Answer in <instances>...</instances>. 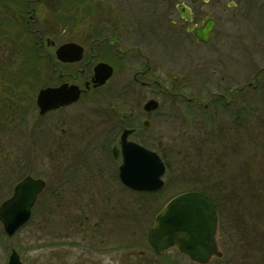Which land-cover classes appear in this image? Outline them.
Masks as SVG:
<instances>
[{"label": "rangeland", "instance_id": "obj_1", "mask_svg": "<svg viewBox=\"0 0 264 264\" xmlns=\"http://www.w3.org/2000/svg\"><path fill=\"white\" fill-rule=\"evenodd\" d=\"M224 1H237L238 7L228 8L212 39L211 50L201 54L199 69L204 73L196 75V86H192V90L200 94L194 88L201 85L208 89L204 97L207 102L210 93H222L225 87L228 88L226 94L229 98L230 90L234 89L231 77L235 78L236 83L241 82L240 87H245L247 97L242 119L239 120L241 129L236 128L237 131L233 128L238 124L237 105L227 111L219 110V113L215 109L204 113L203 109L181 103L167 93L161 95L157 99L160 103L156 113L157 122L148 129V140L141 138L154 151H157L158 141L163 143L159 153L167 166L163 179L165 187L156 194H146L131 191L120 180L110 177L108 174L113 175L120 162L113 161L106 151L97 146L91 149L90 143L96 140L86 139L81 131L82 122L76 121L74 116L68 117V123L61 124L57 129L66 130L68 124L73 126V129L69 127L66 130L67 140L69 144L78 142L76 144L80 148L70 149L68 154L54 151L53 156L61 158L60 162L67 156L70 162L83 161L90 164L93 171L96 169L94 176L84 168L75 177L78 184L86 186L95 197L88 201L86 198L76 199L74 207L64 208L63 211L61 206L59 210L56 209L60 197H45L46 201L42 199V204L40 202L35 209L30 220L32 225L29 226L30 229L42 226L39 236L45 239L61 237L62 228L66 227L69 238L65 241L69 243L66 244L68 264L80 261L81 255L91 248L98 249L100 264H131L134 261L144 264H190L175 251L155 255L147 238L161 207L173 196L188 191L215 194L214 198L221 206L222 229L227 240L223 241L225 253L233 256V259L264 254V72L259 74L261 84L256 91L253 93L248 88L249 81L252 85L256 84L254 76L264 67V0ZM92 4L94 0H14V3L0 0V31H17L19 22L26 24L25 28L28 29L27 21L34 9L32 15L37 21L29 26L30 29H40L60 42L78 40L79 36L96 28L97 7ZM83 5L86 7L84 10ZM28 10L30 14H27ZM5 17L12 20L7 21ZM63 30L67 36L62 33ZM26 60L33 61L31 58ZM208 71L217 72L213 74V84L223 81V85L217 88L206 83ZM224 76H228L225 81L222 80ZM171 87L180 90L178 86ZM115 90L117 87L111 84L106 89L105 97L101 93L99 99L86 97L69 111V115L82 113V116H89L95 110L105 111L99 113L96 122L100 124L98 135L104 137L103 123L111 116L108 111L143 112V106L150 96L148 91L142 90L137 96L130 94L132 99L124 98L119 97ZM185 92L187 96L192 93L190 86L185 87ZM209 118L212 123L208 121ZM113 120V124L119 121L115 117ZM84 122L85 127L90 125L88 118ZM33 124V117L24 115L22 111L20 117L14 120L6 118L8 131L0 137V188L7 190L0 192V204L11 196L20 176L31 174L44 179L48 177L50 153L43 150L38 152L37 147H33L30 141ZM113 130L110 128V132ZM56 134L59 137L55 131ZM93 138H97V134ZM33 158L37 159L33 162ZM93 160L100 166H94ZM230 196L233 198L230 199ZM53 200V207L49 208ZM81 205L85 209L83 212L78 211ZM46 208L52 213L46 212ZM87 239H94L93 243Z\"/></svg>", "mask_w": 264, "mask_h": 264}, {"label": "flooded vegetation", "instance_id": "obj_2", "mask_svg": "<svg viewBox=\"0 0 264 264\" xmlns=\"http://www.w3.org/2000/svg\"><path fill=\"white\" fill-rule=\"evenodd\" d=\"M92 5L97 7L94 21L96 28L86 35L79 36L78 40L67 39L60 42L40 29H28L19 33L0 31V43H3L0 45V56L4 53L0 57V137L8 131L5 125L6 118L14 120L20 117L22 111L24 115H31L34 120L32 125L34 130L30 131V141L33 147H37L38 152L43 150L50 153L49 165L51 168L47 178L26 174L20 176L13 186L11 196L14 194L15 187L28 176L45 182L46 187L38 195L32 208V214L40 202L42 204V199L46 201L45 197L51 199L60 197L61 201L59 205H56V209L59 210L61 206L62 211L64 208L74 207L76 199L86 198L85 200L88 201L95 197L91 195L90 190L86 189V186H80L75 177L84 168L94 176L96 169L93 171L90 164L83 161L70 162L67 156L61 162V158L53 156L54 151L68 154V150L80 148L76 144L78 142L69 144L67 140L66 130L69 127L73 129V126L68 124L66 130L57 129L61 124L68 123V117L74 116L76 121L82 122L81 131L86 139L96 140L95 143H90L91 149H95L97 146L100 150L106 151L110 157L114 148L121 150L120 140L125 130L132 131L129 134V141L150 149L143 141L147 139L148 129L154 122H157L158 109L149 112L143 106V112L108 111L111 116H108V121L103 123L105 126L103 133L106 132V134L102 138H100V134L98 135L100 124L96 122L99 120V113L105 111L95 110L89 116H82V113L69 115V111L80 105L86 97L99 99L101 97H99V93L105 97L106 89L111 84L117 87L115 91L119 97L132 99L130 94L137 96L140 91L146 90L150 93L147 101H150L157 100L161 95L167 93L166 95L169 94L181 103L195 106L198 110L203 109L204 113H207L209 109H215L219 113V110L227 111L237 105L239 107L235 108L237 110L236 121L242 119L244 101L247 97L244 93L245 87H240L241 82L236 83L235 78L231 77L234 89L230 90L229 98L226 94L228 90L226 87L222 93H210L207 102L204 97L208 94V89L200 85V87L197 86V89L194 88L200 94L192 90V86H196V75L200 72L204 73L199 69L201 54L211 50V42L221 19L226 15L229 7H238L237 1L226 3L224 0H94ZM85 8L83 5L82 10ZM31 12L34 14L35 10L33 9ZM27 13L30 14V10ZM32 14L29 15L28 26L37 21ZM209 24L212 25V32L210 43L206 45L198 41L196 30ZM62 33L67 36L65 30ZM19 37H23V43H26L28 48L26 45H11L18 43ZM69 43H76L81 48V52L73 56V59H78L76 62L67 60L64 62L57 55L59 48ZM28 58L33 61L26 62ZM66 59H71V57L68 56ZM206 59L208 58L206 57ZM99 64H106L111 68L110 79L101 87H97L93 82L95 68ZM263 72L264 67L259 69L254 76L256 84L252 85L250 81L248 82V88L253 93L261 84L259 74ZM216 73V71H208L206 83L212 84L211 87L218 88L224 82L219 81L213 84L212 77ZM21 75H28V77L20 78ZM227 79L228 76L222 78L224 81ZM244 81L245 79L242 82L244 83ZM66 84L76 86L81 90L78 100L70 105L56 107L42 113L38 103L39 93L42 90L57 89ZM171 86H178L180 90ZM186 86H190L192 91L189 96L185 92ZM113 116L119 119L115 124H113ZM85 118L89 119L90 125L87 127L84 126ZM209 121H212L211 118ZM41 124L44 125V128ZM110 128H114L115 131L110 132ZM44 129L47 131L45 132ZM55 131L59 133V137L57 134L54 135ZM95 134H97V138H93ZM36 159L33 158L31 161L34 162ZM111 159L119 161L120 165L122 163V156L118 159L114 157ZM31 161L29 160V162ZM93 162L94 166H100L97 161L93 160ZM118 169L119 167L113 175H108L120 180ZM6 190L0 188V192L5 193ZM205 194L212 198L217 207L220 251L219 256L212 257L206 264H264V254L233 259V256L225 253L223 241L227 240L222 229V211L220 213L215 199L207 193ZM222 197L226 198L225 195ZM54 202L55 200L52 201L49 208L53 207ZM82 208L83 205L78 208V211L83 212L85 209ZM45 211L52 213L48 208ZM30 225L32 224L29 221L9 234L5 230V224L0 221V264H68L66 249L69 243H65L66 240H69L67 228H62L61 237L45 239L39 236L41 233L39 229H42V226L38 225L30 229ZM81 240L86 241V239ZM93 240L89 239L88 241L93 243ZM186 259L190 264H198ZM74 264H100L98 249H87L86 253L81 255L80 261H76ZM131 264L144 263L134 261Z\"/></svg>", "mask_w": 264, "mask_h": 264}, {"label": "water", "instance_id": "obj_3", "mask_svg": "<svg viewBox=\"0 0 264 264\" xmlns=\"http://www.w3.org/2000/svg\"><path fill=\"white\" fill-rule=\"evenodd\" d=\"M212 25L196 30L199 42L209 44ZM81 48L76 44L62 46L58 55L64 61H74ZM68 56L71 59H66ZM111 77V68L99 64L95 68L94 83L101 86ZM75 86L63 85L57 89H45L39 94L38 103L42 113L50 109L75 102L79 98ZM158 104L149 101L147 111L155 110ZM125 131L121 138L123 164L120 167L122 182L135 191L157 192L164 186L162 177L165 165L157 153L129 142ZM161 147V145H160ZM119 158L120 152L114 150ZM45 183L31 177L25 178L15 189L12 198L0 206V221L5 230L12 234L25 224L31 216V208ZM218 214L213 201L204 194L189 192L171 200L156 216L154 227L149 233V243L157 255L177 249L195 263L205 264L215 255H220L217 243Z\"/></svg>", "mask_w": 264, "mask_h": 264}]
</instances>
